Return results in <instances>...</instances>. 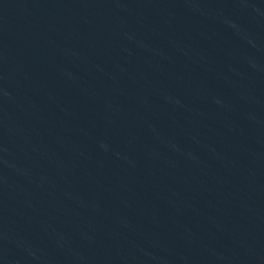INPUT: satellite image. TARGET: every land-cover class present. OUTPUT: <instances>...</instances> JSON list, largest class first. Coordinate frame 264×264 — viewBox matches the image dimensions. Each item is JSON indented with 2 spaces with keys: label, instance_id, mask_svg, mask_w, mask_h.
I'll return each instance as SVG.
<instances>
[{
  "label": "water",
  "instance_id": "1",
  "mask_svg": "<svg viewBox=\"0 0 264 264\" xmlns=\"http://www.w3.org/2000/svg\"><path fill=\"white\" fill-rule=\"evenodd\" d=\"M152 264H264V0H43Z\"/></svg>",
  "mask_w": 264,
  "mask_h": 264
}]
</instances>
